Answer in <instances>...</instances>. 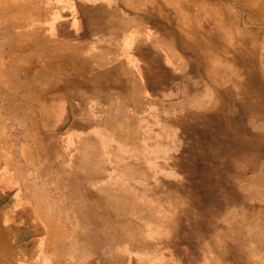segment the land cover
I'll return each mask as SVG.
<instances>
[{
    "label": "rangeland",
    "instance_id": "1",
    "mask_svg": "<svg viewBox=\"0 0 264 264\" xmlns=\"http://www.w3.org/2000/svg\"><path fill=\"white\" fill-rule=\"evenodd\" d=\"M56 171L72 264H264V0H0V204ZM40 190L20 244L64 223Z\"/></svg>",
    "mask_w": 264,
    "mask_h": 264
},
{
    "label": "crops",
    "instance_id": "2",
    "mask_svg": "<svg viewBox=\"0 0 264 264\" xmlns=\"http://www.w3.org/2000/svg\"><path fill=\"white\" fill-rule=\"evenodd\" d=\"M133 91H136L135 84ZM85 135V133H79V135L75 133L66 135L65 133L64 139H88ZM65 175L67 173L61 175L60 171H56L54 176H50L54 178V181L50 177L47 180H35L33 177L24 179V175L21 172H15L11 183H7L5 188L1 189L3 191L1 192L5 194L8 193L7 191L10 188V197L7 194L1 200L0 208L3 224L6 225L7 230V252L16 263L26 257L24 261L27 264L35 263L33 257L38 255L40 251H45L42 243L47 244L51 257L47 263H44L42 258L36 259L38 264H72L73 258L81 259L88 251L85 238L87 236L85 219L81 217V213L84 212L81 205L86 202L85 191L83 192L82 189L86 187V183L82 182L81 179H72L71 175ZM39 189L43 190H40L42 193L50 194V196L48 195L50 198L49 203L61 205L54 208V213L56 214L54 221L62 220L64 227H62L63 224L50 221L49 227L43 236L40 237V234H37V237H40L39 240L32 239L29 241L32 243L30 246L23 245L18 243L20 241L19 232L23 229L21 221L24 218V214L32 213L36 210L35 207L40 202V195L38 196L36 193V191L39 193ZM73 204L79 206L72 207ZM72 211L77 214L71 215ZM67 215L70 216V221H67ZM70 222L73 223L72 226L69 225Z\"/></svg>",
    "mask_w": 264,
    "mask_h": 264
}]
</instances>
